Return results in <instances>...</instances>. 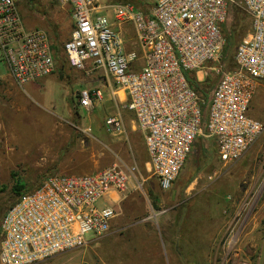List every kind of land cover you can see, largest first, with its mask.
I'll list each match as a JSON object with an SVG mask.
<instances>
[{
  "label": "built area",
  "instance_id": "built-area-1",
  "mask_svg": "<svg viewBox=\"0 0 264 264\" xmlns=\"http://www.w3.org/2000/svg\"><path fill=\"white\" fill-rule=\"evenodd\" d=\"M57 1L72 11L65 44L70 66L85 72L105 69L126 94L125 108L135 115L161 190L172 189L204 132L215 139L226 166L238 163L264 134V123L248 113L264 80V0H150L147 11L105 0ZM232 7L245 11L251 30L237 46V69L223 70V26ZM128 26L145 61L139 70V52L126 49L123 29ZM0 49L20 87L56 69L49 34L25 27L16 0H0ZM215 73L220 79L207 103L193 80L200 84ZM79 105L92 107L89 90L80 93ZM106 126L124 131L120 117H109ZM137 171L115 163L94 174L45 178L5 213L0 264H37L85 247L89 234L107 235L118 214L112 204L99 202L113 192L126 193L132 182L142 189Z\"/></svg>",
  "mask_w": 264,
  "mask_h": 264
},
{
  "label": "rangeland",
  "instance_id": "rangeland-1",
  "mask_svg": "<svg viewBox=\"0 0 264 264\" xmlns=\"http://www.w3.org/2000/svg\"><path fill=\"white\" fill-rule=\"evenodd\" d=\"M105 1L109 5L132 4L144 11L151 7L150 0ZM16 2L27 29L46 31L51 39L59 43L60 48L70 38L73 20L69 6L64 7L57 0H16ZM238 10L244 12V18L238 17ZM236 24H241V31L232 37L235 44L233 49L224 52L223 70L237 69L235 61L237 46L250 32H248V29L251 28L250 19L240 7L231 8L230 16L223 26L226 40L230 30L237 29ZM58 57L57 65L60 68H66L67 62H65L62 51H59ZM219 79L220 74L215 73L200 83L204 85L210 97ZM0 82H5L18 93L22 97L25 107L24 109L12 108L10 103L4 108L0 104V111H2L0 138L5 140L7 136L14 135L20 140V148L22 147L19 148L20 150L17 148L15 152L8 153L4 150L1 157L0 185L6 186V191L0 193L2 217L18 200L13 192V187L18 179L26 186V190L31 191L45 178L56 174L52 173L49 167L54 162L63 161L70 168L78 170L79 164H85L92 157L93 147L100 145V142L94 140V135L102 136L107 133V136L101 140L104 149L103 158L109 161L115 159L104 147L110 145L113 138L123 137L124 132L109 131L105 122L112 116L125 119L124 111L128 110L125 106L121 108L118 101L112 100L104 105H95L86 110L72 105L70 113H67L64 107L67 108L70 102L68 101L69 91L72 88L74 91H78V87L62 85L59 82L53 84L37 82L31 88L30 83L19 87L10 76L1 49ZM262 85L254 97L248 113L250 117L258 118L264 122V83ZM6 94L3 84L0 83L1 101H6ZM207 115L208 111L206 110L205 120H207ZM130 116L134 119L132 113ZM58 119L68 123L71 128L72 139L65 157H51L48 160V158L42 157L38 150L25 154L24 145L36 144L38 139L46 137L48 134L46 130H49L51 123ZM82 119L89 120L90 125L87 124L84 127ZM2 145L5 147L4 143ZM119 145V154L123 161L129 165H136L138 179L141 177L145 179L142 189L138 188L136 182H132L129 190L122 194L118 204H114L110 196H106L99 202V205L113 204L116 208L118 214L116 221L119 225L117 228L121 227L123 232L121 234H124L119 238L121 244H118L119 239L110 238L111 231L98 238L89 234L87 239L90 242L85 247L55 255L42 261L43 263L37 264H112V261L117 257L116 251L119 248L124 252L128 250L129 258L137 253L136 250L146 248L145 244H148L149 239L148 233L151 235L152 249H157L158 252L163 242L161 238L163 237L161 230L163 220L171 221L175 216L182 217L184 213L196 215L199 219L198 238L204 244L203 248L201 247L203 252H200V264L202 262L240 264L246 259L245 253L238 251L242 241V236L238 235V231L250 207L264 202V134L238 163L226 166L217 155L215 142L204 132L197 138L193 152L173 188L167 192L160 189L156 178L149 170V157L144 145L133 146V149L128 151L121 149L123 139L121 142L119 141ZM12 172H16L18 177L14 179L11 175ZM190 203L194 204L192 205L194 207H191ZM243 203L246 205L245 208L233 222L232 219L238 213V206ZM258 207L257 205V210ZM206 218L208 219L206 220ZM1 239L0 235V246ZM157 241L159 246L155 245ZM140 242L144 248L138 247ZM113 247H115V252ZM185 247H189V245H182L183 249ZM187 250L189 258V249ZM159 256H161L160 253ZM131 261L133 262L130 258Z\"/></svg>",
  "mask_w": 264,
  "mask_h": 264
},
{
  "label": "crops",
  "instance_id": "crops-1",
  "mask_svg": "<svg viewBox=\"0 0 264 264\" xmlns=\"http://www.w3.org/2000/svg\"><path fill=\"white\" fill-rule=\"evenodd\" d=\"M250 29L251 28L248 29V32L250 31ZM123 34L126 40V49L128 51L137 50L140 54V59L135 64L136 69L139 70L143 67L145 61L142 52L139 48L133 27L132 26L125 27L123 29ZM66 62H67L66 68H60L57 65L53 74L39 81L30 83V88L33 87L34 84H36L37 82H43V84L44 83L53 84L55 82H59L62 85H69V86L73 85L75 87H78L79 88L78 91H74L73 88L72 90L69 91L68 101L70 102L67 108L64 107V110H66L67 113H70L69 110L72 107V105L74 107L78 106L80 109L82 108L79 105V98H80V93L84 90H89L92 93V102H93L92 106L104 105L106 102L116 100L121 104L122 106L121 108H124L127 102L126 94L117 87L111 74L107 70L97 69L88 72L79 71L70 66L67 58H66ZM0 83L3 84V87L5 88V92L7 93L6 101L4 102L0 100L1 106L6 108L11 103L12 108L24 109L25 107L22 102V97H20V95L11 87H9L5 82H0ZM263 83L264 80L260 81L258 90L260 87L263 86L262 85ZM98 93L100 95H97ZM82 109L86 110L85 108ZM130 113L132 112L124 111L125 119H122L124 125V131H123L124 136L121 138H113L111 144L106 145L104 147L105 149H107L106 151H108L111 154V156L115 157L114 160L111 159L109 161L103 158L104 149L102 147L101 140L107 136V133H105L102 136L94 135V140L100 142V145L98 147L97 146L93 147L92 157H90L88 161L85 162V164L83 165L79 164L80 168L78 170L70 168L68 164H66L63 161H59L49 165L50 171L52 173H56L55 175H84V174L97 173L103 169L110 167L112 163L114 164L117 163L126 167L136 166V165H129L126 162H124L119 154L120 153L119 141L121 142L122 139H123V145H121V149L123 148V150L126 149V151H128V150H132L133 146H140V144H142L144 145V148L148 154L144 136L139 129L135 115L132 113L134 115V119H132ZM1 115H2V111H0V117ZM256 119L261 121L258 118ZM88 121L82 119L81 121L82 125L84 127L87 124L90 125ZM51 124L52 125L50 129L46 130L48 133L46 137L40 138L41 140L38 139L36 141V144L30 146L24 145L25 154H28L29 151L38 150L41 156L48 158V160L51 157L52 158L65 157L66 151L68 150L69 144L72 139L70 132L71 128L68 126V123L62 122L59 119L53 121V123ZM211 139H213L217 148L215 139L214 138ZM19 142L20 140H18V138H16L14 135L7 136L5 140L0 138V166L2 165L1 157L4 154V150H6L8 153L15 152L17 148L18 150H20L22 147L20 148L21 145L19 144ZM3 143L5 147H3L2 145ZM95 149L97 150V152ZM148 166L150 170L149 161H148ZM140 179H143L145 183L144 178L141 177ZM109 196L111 197V201L114 204H118L122 194L113 192ZM192 205L194 204L190 203V206L194 207ZM257 205L259 206L258 210L256 208ZM245 206H246L245 203L240 204V206H238V213L236 217L232 219L233 222L236 221V219L239 217V214L245 208ZM116 218L112 222L110 238L112 237L111 239L118 240L124 234H121L123 233L121 227L117 228V226L119 227V225H117ZM207 219L208 218H206V220ZM198 221L199 219L198 217H196V215L195 216L191 214L186 215V213H184L183 216L180 218L178 216H175L174 219L171 221L164 219L163 225L161 226V230L163 231L162 232L163 237L161 238L163 242L161 243V246L158 250L161 256L158 257L159 253L157 252V249H152L151 246L152 242L150 240L151 235L148 233L147 237L149 239H148V244H145L146 248L143 247L141 242L139 243L138 247H143L144 249L136 250L135 248L138 255L137 253H135L134 255L135 257L134 256L130 257L133 260V262L132 261L130 262V258H129L130 252L127 249H126L127 251L124 252L119 248L116 251L117 260L116 259H115L116 261L113 260L112 264H200L199 257H200V252H203L201 247L204 244L200 242L198 238L199 236L198 228L200 226ZM238 232H239L238 235L242 236V241L240 244L241 247L238 249V251H243L246 256L245 257L246 259L240 264H264V202L261 204L259 203L254 204V206L250 207V209L248 210L244 219L241 222L240 229ZM118 244H121L120 239L118 240ZM184 244H188L189 247H185L183 249L182 245ZM155 245L159 246L160 244H158L157 241V244ZM187 249H189V253H190L189 258L187 256V252H188ZM113 251L115 252V247H113ZM201 264H208V262L205 263L202 262Z\"/></svg>",
  "mask_w": 264,
  "mask_h": 264
},
{
  "label": "trees",
  "instance_id": "trees-1",
  "mask_svg": "<svg viewBox=\"0 0 264 264\" xmlns=\"http://www.w3.org/2000/svg\"><path fill=\"white\" fill-rule=\"evenodd\" d=\"M237 14H238V17L240 18V19H242V18H244V16H245V14H244V12H242L241 10H238L237 11ZM244 15V16H243ZM236 26H237V29L236 30H230V32L228 33L229 35H228V38H227V46H226V49H225V51L224 52H228L230 49H233V46L235 45L234 44V41H233V39H232V37L234 36V35H238V33L241 31V24L239 25V24H236ZM71 37V36H70ZM70 39V38H69ZM68 39V40H69ZM52 40V49H53V53H54V58H55V62H56V66H57V63H58V59H59V57H58V54H59V51H62V53H63V55H64V57H65V60H66V58H67V56H66V54H65V44H66V42L68 41H66V42H64L63 43V46H61V48H60V46H59V43H56L53 39H51ZM66 62V61H65ZM193 85L195 86V88H196V90L198 91V93L201 95V97L203 98V99H206L207 100V103H209V98H211L210 97V95L207 93V91H206V89L204 88V85L203 84H199V83H197V82H195L194 80H193ZM205 100V101H206ZM208 111V108H207V106H205V109H204V116H205V111ZM204 123H206V120L204 119ZM216 150H217V148H216ZM12 177L15 179L16 177H18V175H17V173L16 172H12ZM42 183V182H41ZM40 183V184H41ZM40 184L36 187V188H38L39 186H40ZM26 188V186L18 179V181H16L15 182V185H14V187H13V192H14V194L18 197V199L21 197V196H23V195H25V194H27V193H30V192H32V191H34L35 189H33V190H31V191H28V190H26L25 189ZM4 191H6V186H3V185H0V193H3ZM17 202V201H16ZM15 204V203H14ZM4 217V216H3ZM3 217L1 216V213H0V235H1V222H2V219H3ZM1 238H2V236H1ZM2 240V239H1Z\"/></svg>",
  "mask_w": 264,
  "mask_h": 264
},
{
  "label": "water",
  "instance_id": "water-1",
  "mask_svg": "<svg viewBox=\"0 0 264 264\" xmlns=\"http://www.w3.org/2000/svg\"><path fill=\"white\" fill-rule=\"evenodd\" d=\"M251 211H253V210H251Z\"/></svg>",
  "mask_w": 264,
  "mask_h": 264
}]
</instances>
